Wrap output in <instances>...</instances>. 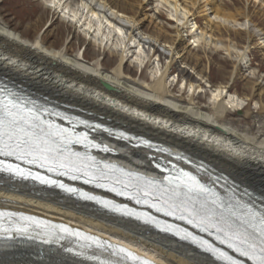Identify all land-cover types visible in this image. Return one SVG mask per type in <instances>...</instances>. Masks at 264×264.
I'll list each match as a JSON object with an SVG mask.
<instances>
[{
  "label": "bare ground",
  "instance_id": "bare-ground-1",
  "mask_svg": "<svg viewBox=\"0 0 264 264\" xmlns=\"http://www.w3.org/2000/svg\"><path fill=\"white\" fill-rule=\"evenodd\" d=\"M44 1L50 10L59 14L63 23L77 29L78 26L70 20L76 21L85 37L92 36L89 44L103 50L104 55L108 53L107 57L97 61L96 56H86V52L81 56L74 53L71 46L58 47L54 42H46L44 35L29 39L12 29L0 15L1 77L56 102L64 110L79 114L89 124H102L103 128L110 129L111 135L81 127L90 139L114 149L108 153L96 150L95 155L119 167L157 177L162 171L152 166L150 161L168 167L175 164L197 175L205 184L211 185L221 177L215 187L222 195L221 185L225 180L236 186L238 194L253 186H264L253 183V180L261 182L256 172L264 173V125L253 129L243 125L240 119L226 121L231 111L241 108L235 100L231 103L236 106L228 108L223 98V89L230 91L231 85L223 86L221 83L215 87L216 92L213 90L209 105L199 101L201 95L195 92L197 89L202 91L201 83L203 80L209 82L210 76L198 61L188 55L192 44L186 42L187 37L192 38L197 46L201 42L200 49L212 45L214 49H224L232 55L238 48L223 42L222 30L231 29L225 24L227 21L253 18L255 15L250 14V10L237 6L231 8L223 0ZM152 1L156 2L155 6L150 5ZM260 1L264 5V0ZM202 3L207 7L205 10ZM247 3L250 4L249 0ZM164 11L168 13L172 30L158 20ZM81 30L78 28L77 36ZM161 44L168 53H164V49L163 52L158 50ZM145 50L155 51L153 53L158 55L159 60L155 59V63H158L159 76L144 75L151 62L155 65L154 56L146 63L136 60H144L142 52L145 54ZM164 55L168 63L162 65ZM199 59L197 53L195 60ZM178 60L184 69L189 66L199 76L194 81L190 75L182 73L180 76L177 72L176 77L187 81L184 89L193 90L188 97H184V89L182 94L174 93L178 86L174 82L176 77H171V83L167 80L173 75L172 67ZM128 65L137 66L139 71L143 65L145 67L136 77ZM251 88L258 95L262 107L264 85L257 81ZM120 133L148 141L153 147L140 144L138 140L135 143V140L121 139ZM157 148L167 151L158 152ZM176 155L185 159L177 160ZM200 165L207 168L211 176L205 175L203 170L198 172ZM62 180L90 194L103 195L116 202L126 201L92 186ZM0 211L23 212L78 228L114 247H123L152 264H213L212 258L196 245L170 233L108 211L94 201L83 200L57 187L2 172ZM45 239L53 242L46 244L43 242ZM79 245L68 239L57 243L53 234L32 231L20 235L12 229L0 231V264H99L101 258L124 264V259L109 254L107 247L81 249ZM62 246L84 251L86 256L98 259L76 256L62 250Z\"/></svg>",
  "mask_w": 264,
  "mask_h": 264
},
{
  "label": "snow or ice",
  "instance_id": "snow-or-ice-1",
  "mask_svg": "<svg viewBox=\"0 0 264 264\" xmlns=\"http://www.w3.org/2000/svg\"><path fill=\"white\" fill-rule=\"evenodd\" d=\"M53 116L60 117L62 120L68 119L69 126L56 123L50 119ZM77 124L112 134L111 130L103 128L102 124L92 125L84 120L72 121L61 113L37 106L35 101L0 89V157H14L29 165L46 169L50 173L69 176L72 180L83 179L85 184L94 183L97 187H105L101 181L119 184L121 185L119 191L116 187L110 188L109 191L116 192L119 196H127L135 200L136 204H147L165 216L184 221L200 232L207 233L214 238L215 242L225 247H218L215 242L167 221H161L154 215L138 212L127 205L121 206L110 200H103L49 176L41 175L39 172L33 173L31 169H24L19 164H6L5 160L0 159V171L60 188L83 200L94 201L108 211L142 221L161 232L171 233L207 253L212 258L213 264L215 262L246 264V261L250 264H264V200L257 203L256 198L247 190L238 194L236 186L226 180L224 185H221L224 192L222 195L215 187V184L222 179L221 177H217L211 185L205 184L197 175L177 168L175 164L171 165V170L161 168V165L157 164L156 168L167 173L157 178L98 161L91 155V149L105 153L112 152L114 149L90 139L87 133L77 132ZM119 138L128 141L138 140L140 144L149 148L153 147L148 141L127 136L124 133H120ZM76 145L83 146L86 151L84 153L77 151ZM156 151L167 150L157 148ZM176 159L184 160L185 158L176 155ZM185 162L191 163L187 160ZM201 170L205 175L211 176L203 165L197 168L198 172ZM116 172L126 177L127 182L119 177L113 181L112 177ZM244 197H247V200ZM6 224L8 227L5 226ZM13 225H15V232L20 235H26L33 225L42 230L51 228L55 234V242L74 237L77 241H83L79 245L81 249H87L93 245L114 248L113 245L97 237L67 225H50L48 221L25 215L23 212L0 211V231L7 232ZM43 242L48 244L53 240L45 239ZM225 248L230 249L235 255L229 254ZM64 251L76 256H85L86 259H98L95 256H86L84 251H76L73 248H65ZM115 254L122 255L133 264H152L151 261L141 259L123 247L115 249ZM241 257L245 259H240ZM99 264H111V262L99 261Z\"/></svg>",
  "mask_w": 264,
  "mask_h": 264
},
{
  "label": "rangeland",
  "instance_id": "rangeland-1",
  "mask_svg": "<svg viewBox=\"0 0 264 264\" xmlns=\"http://www.w3.org/2000/svg\"><path fill=\"white\" fill-rule=\"evenodd\" d=\"M223 1H226V4L231 8H233V6L239 8L244 7L250 10V14L253 13L255 16L251 19H248V17H242L237 22L227 21L225 23L231 29L222 30V36L224 37L223 42L226 44L231 43L238 48L237 52L233 51L232 55H229L224 49L216 50L212 45H205V47L200 49L201 42L200 45L197 46L192 38H186V42L192 44L188 55L191 56L194 61H198L200 67L202 69L205 68V73L210 76L209 82L203 80L201 83L202 91L197 89L195 94L197 95L200 93L201 98L199 101L202 104L206 103L209 105V102H211L209 101L210 96L212 95L213 90L214 93L216 92L215 89L217 86L221 83H223V86L231 85L230 91H227L226 88L223 89V98L226 96L225 102L228 108L229 106L230 108H233L237 104H239L241 108L231 111L227 116L226 121H236L240 119L243 125L251 126V128L254 127L253 129H255L260 124L261 126L264 125V105L262 107L260 106L258 95L254 93L251 88L252 84L257 81L264 85V5H262L260 0H249L250 4L247 3V0ZM150 5L155 6L156 2L152 1ZM202 6L203 10L207 8L205 7V3H202ZM0 15L2 18L4 17L3 20L5 22L7 21L6 23L12 29L22 32V34L29 39H35L44 35V39L47 40L46 42H54L58 47L71 46L74 53H78L79 50L84 49L86 56H96L97 61H102L108 55V53H106L105 56V52H102L103 50H99L98 47L93 44L90 45L89 40L85 37L84 33L79 32L77 36L76 31L78 28L76 29L68 23H63V20L59 18V14L55 10H50V8L46 6L44 0H2L0 2ZM158 20L165 24L168 30H172L171 21L168 20L167 11H164L163 16ZM238 26L241 27V29ZM46 29L47 32H44ZM184 35L186 37V32ZM114 40L115 37L113 43ZM160 46L162 47H159L158 50L163 52L164 45L161 44ZM164 53H168V51L165 50ZM197 53L200 56L199 60H195ZM142 55H144V60L145 58H149V52L146 50L145 54L142 52ZM165 55L162 65L168 63V61L165 60ZM242 57L243 60H241ZM136 60L141 63L144 62V60L140 61L138 58ZM114 61L115 59L113 58L111 63L113 64ZM153 62L155 63V60H153ZM151 64L152 62L148 66V69L144 70V75L148 77H152L154 74V76H159L157 72L158 63H155V65ZM134 65L128 66L130 67L131 73L134 74L135 72L134 75H137L136 77H138L139 68ZM172 68H174V71L176 70L175 72H178L180 76L183 74H185V76L190 75L194 81L198 80L199 76L196 71L192 70L189 66L184 69L179 60L174 63ZM183 69L184 72H182ZM175 72H173L174 75ZM174 75H171L167 79L168 82L171 83V77H175ZM181 90L182 88H176L174 93L177 95L182 94ZM183 91H185L183 94L184 97H188L193 92V90H189L188 92L186 89ZM232 100L236 101V105L231 103ZM262 127L264 128V126ZM256 173H258L257 177L261 179V182H255L253 180V183L264 184V173ZM258 188L264 191V186H253L251 189L256 190Z\"/></svg>",
  "mask_w": 264,
  "mask_h": 264
}]
</instances>
